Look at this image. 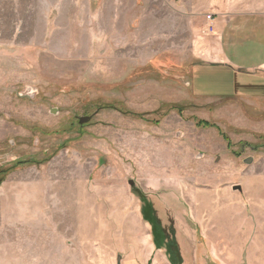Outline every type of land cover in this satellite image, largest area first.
Instances as JSON below:
<instances>
[{
    "label": "rangeland",
    "instance_id": "1",
    "mask_svg": "<svg viewBox=\"0 0 264 264\" xmlns=\"http://www.w3.org/2000/svg\"><path fill=\"white\" fill-rule=\"evenodd\" d=\"M210 1L0 0V166H15L0 184V264L116 261L126 222L146 223L138 191L172 255L198 240L202 197L245 196L246 173L264 171V86L193 56ZM23 214L25 235L10 224Z\"/></svg>",
    "mask_w": 264,
    "mask_h": 264
},
{
    "label": "crops",
    "instance_id": "2",
    "mask_svg": "<svg viewBox=\"0 0 264 264\" xmlns=\"http://www.w3.org/2000/svg\"><path fill=\"white\" fill-rule=\"evenodd\" d=\"M208 13L215 17L213 33L207 32ZM202 14L205 18L194 34L193 56L199 62L218 65L230 74L246 75L249 82L264 86V0H211ZM258 94L261 95L255 97L264 98V90ZM246 175L244 197L230 190H219L206 194L199 207H193L195 218L192 217L191 224L198 231V240L187 239L189 245L195 243L194 247L189 246L188 250L182 247L170 255L157 247L149 223L126 222L124 236L113 240L118 243L116 261L109 264H264V171ZM218 198L224 201L215 205ZM208 212H222L224 218L215 223L203 220ZM23 215L25 219L12 220L10 224L21 227L25 235L28 229L24 227L32 222L26 218L29 215ZM91 221L81 219L76 225L86 227L89 233ZM100 227L104 234L110 231L106 224ZM242 227L245 235L240 233L242 229L239 232ZM13 228L9 230L12 243L19 237ZM97 258L106 257L102 253Z\"/></svg>",
    "mask_w": 264,
    "mask_h": 264
},
{
    "label": "flooded vegetation",
    "instance_id": "3",
    "mask_svg": "<svg viewBox=\"0 0 264 264\" xmlns=\"http://www.w3.org/2000/svg\"><path fill=\"white\" fill-rule=\"evenodd\" d=\"M98 114V110H96L95 112H93L92 114H83V115H77L76 116V120L78 121V123L81 125V126H85V125H88V123L89 122H91L92 120H93V118L96 116ZM83 116H91V119L88 121V122H86V123H84V124H81L80 123V118L81 117H83ZM73 125H74V122H73ZM14 161L16 162V164H26V163H41V162H43V160H38V159H24V158H15L14 159ZM14 170H15V166H5V165H3V166H0V184H2L3 182H4V180L5 179H7L9 176H10V174L12 173V172H14ZM60 174H56V176H59ZM134 184V183H133ZM138 193V195H139V198L141 199V202H140V207H139V209H140V211H142L141 213H142V215H144V209H145V207L146 206H148V205H150V204H148L145 200H143L142 199V197L144 196V192L143 191H138L137 192ZM151 207V206H150ZM151 209H152V212H153V216H154V210H153V208L151 207ZM155 218V217H154ZM144 220L147 222V223H149V225L151 226V228H152V236L154 237V233H153V224H151L149 221H147L146 220V218L144 217ZM155 222H156V225L160 228V226H159V224L157 223V221L155 220ZM161 229V228H160ZM162 230V229H161ZM164 234V233H163ZM164 240H165V234H164ZM154 242H155V240H154Z\"/></svg>",
    "mask_w": 264,
    "mask_h": 264
},
{
    "label": "trees",
    "instance_id": "4",
    "mask_svg": "<svg viewBox=\"0 0 264 264\" xmlns=\"http://www.w3.org/2000/svg\"><path fill=\"white\" fill-rule=\"evenodd\" d=\"M144 217L146 218L147 221L153 224V233H154L155 242H156L157 247H160L164 241V234L161 231V229L156 225L155 218L153 216V212H152L150 205L145 207Z\"/></svg>",
    "mask_w": 264,
    "mask_h": 264
},
{
    "label": "built area",
    "instance_id": "5",
    "mask_svg": "<svg viewBox=\"0 0 264 264\" xmlns=\"http://www.w3.org/2000/svg\"><path fill=\"white\" fill-rule=\"evenodd\" d=\"M214 14L213 13H208L207 14V32L209 33H213L215 31V27H214Z\"/></svg>",
    "mask_w": 264,
    "mask_h": 264
},
{
    "label": "water",
    "instance_id": "6",
    "mask_svg": "<svg viewBox=\"0 0 264 264\" xmlns=\"http://www.w3.org/2000/svg\"><path fill=\"white\" fill-rule=\"evenodd\" d=\"M91 119V116H83L80 118V123L84 124L88 122ZM254 161V158L252 156L245 158V162L250 164Z\"/></svg>",
    "mask_w": 264,
    "mask_h": 264
}]
</instances>
